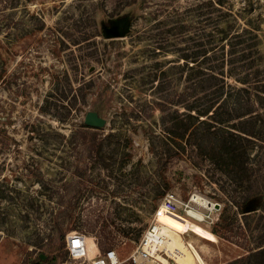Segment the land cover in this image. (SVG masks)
<instances>
[{
    "label": "rangeland",
    "instance_id": "1",
    "mask_svg": "<svg viewBox=\"0 0 264 264\" xmlns=\"http://www.w3.org/2000/svg\"><path fill=\"white\" fill-rule=\"evenodd\" d=\"M168 192L220 205L179 226L200 264L264 236V0H0V264H80L72 231L134 264Z\"/></svg>",
    "mask_w": 264,
    "mask_h": 264
},
{
    "label": "built area",
    "instance_id": "2",
    "mask_svg": "<svg viewBox=\"0 0 264 264\" xmlns=\"http://www.w3.org/2000/svg\"><path fill=\"white\" fill-rule=\"evenodd\" d=\"M198 194H192L188 201L183 200L178 194L168 192L155 210L148 228L144 231L140 243L133 256L139 259L162 262L167 264H181L187 258L186 252H182L176 246L178 240L183 238L185 232H181L180 225L186 219L200 221L193 214L199 203L195 199ZM188 244V243H187ZM69 257L80 264H121L120 256L116 249H110L103 253L89 255L86 235L72 231L66 235V247ZM189 247V253H193ZM194 256V255H193ZM195 258V257H194ZM188 262V261H187ZM194 264H200L196 259Z\"/></svg>",
    "mask_w": 264,
    "mask_h": 264
},
{
    "label": "trees",
    "instance_id": "3",
    "mask_svg": "<svg viewBox=\"0 0 264 264\" xmlns=\"http://www.w3.org/2000/svg\"><path fill=\"white\" fill-rule=\"evenodd\" d=\"M222 1V0H220ZM215 79H217V76H215ZM220 80H222L223 82H225V77H221ZM82 138L86 139L87 136H91V138L93 140H95L97 133V129H99V127L97 126H91L88 125L86 123L82 124ZM258 192L255 193V195H257ZM249 200V197H247L246 199H244V201L242 203L238 204L239 209H242V207H246L247 206V201ZM244 216L246 219H251V221H254L255 216H256V211H252V212H243ZM247 213V214H246ZM220 228V226H219ZM218 227H215L213 229V233L215 235L218 236H223L226 235L224 234V232L222 230H220ZM224 228L227 232L232 233L233 231L230 230V227H226L223 226L221 227V229ZM246 235V234H245ZM230 237V236H227ZM246 239L242 240V238H240L239 236V240H237L236 244L245 251V254L235 258L234 260H232L231 262L227 263V264H264V236L262 234H260L259 238L255 241V244L252 246V242L250 241V238H248V236L246 235ZM115 238H113V236H106V235H100L98 236V244H99V248L102 251H105V246L107 245V243L110 245L112 244V240H114ZM110 241V242H109ZM66 246V233H62L61 234V245L60 248H64ZM41 259V257L39 258V260Z\"/></svg>",
    "mask_w": 264,
    "mask_h": 264
},
{
    "label": "bare ground",
    "instance_id": "4",
    "mask_svg": "<svg viewBox=\"0 0 264 264\" xmlns=\"http://www.w3.org/2000/svg\"><path fill=\"white\" fill-rule=\"evenodd\" d=\"M195 199L199 203V207H198V210L193 212L194 213L193 215L196 218H198L199 220H201V221L205 220V216H206L205 211L206 210H211L212 211V210L217 208L216 203L208 200L204 196L197 195L195 197ZM176 247L179 248L182 252H186V254H187V258L183 259L181 261V264H194L195 259L198 261V259L196 258V256L192 252L191 253L188 252L189 251V245L187 243H185L183 238L181 239V241L178 240V245ZM130 260L134 264H161L159 262H153V261H150V260L136 258V257L133 256V254L130 257ZM162 262H164V264H167V261L164 258L162 259ZM121 264H122V262H121Z\"/></svg>",
    "mask_w": 264,
    "mask_h": 264
},
{
    "label": "water",
    "instance_id": "5",
    "mask_svg": "<svg viewBox=\"0 0 264 264\" xmlns=\"http://www.w3.org/2000/svg\"><path fill=\"white\" fill-rule=\"evenodd\" d=\"M125 32H126L125 28H122L121 26L117 25L111 29L106 30V36L110 39L120 38L125 35ZM85 122L88 125L97 126V127H101L105 125V119L99 117L98 114H96L95 112H90L89 114H87ZM216 206L220 207L219 204H216ZM253 210L254 208L251 205H248L246 207L247 212H252ZM41 258L45 259L46 256L42 254Z\"/></svg>",
    "mask_w": 264,
    "mask_h": 264
}]
</instances>
